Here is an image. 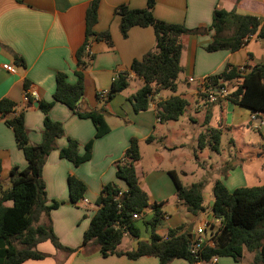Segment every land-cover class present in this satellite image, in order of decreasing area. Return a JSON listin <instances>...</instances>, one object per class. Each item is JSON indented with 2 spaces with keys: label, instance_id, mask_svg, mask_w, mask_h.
<instances>
[{
  "label": "crops",
  "instance_id": "obj_1",
  "mask_svg": "<svg viewBox=\"0 0 264 264\" xmlns=\"http://www.w3.org/2000/svg\"><path fill=\"white\" fill-rule=\"evenodd\" d=\"M88 3L89 0H0V100L6 99L14 103L16 112L23 111L24 126L32 145L41 141L44 117L38 109V104H33L52 100L56 72L64 73L69 84H74L77 80L74 74L75 53L85 38V12ZM120 5L129 9H143L146 0L99 1L97 23L93 31H107L110 44L104 41L90 42L88 48L93 59L83 73L84 95L79 103L81 111L99 110L103 106L109 132L93 141L91 157L87 162L73 166L59 157L58 150H53L42 168L41 175L48 203H60L57 209L49 213L53 232L62 246L71 249L81 246L83 234L97 210L95 202L103 186L114 183L122 191L126 190L125 183L116 178L114 164L122 157L131 139H135L138 144L139 160L135 164L138 183L149 201L144 218L149 219L152 216L151 204H161L159 209L162 218L157 223L155 232L162 237L166 236L169 229L189 226L191 223L193 231L207 224L212 226V230H217L220 226L219 220L211 215L213 199L208 203V218L200 221L198 225L191 222L185 207L176 198V188L169 172L174 173L182 186L188 187L191 184L183 185L173 169L174 165L169 163L161 168L164 157H167L169 152L180 150L189 144L194 154L198 152L208 159L213 156L222 158L221 152L214 153L208 146L200 149L198 136L205 128L218 129L227 138L225 143L229 147L228 159L226 162L222 160L223 163L217 168L213 166V171L218 177L215 180L220 181L228 191L247 186L246 169L255 170L256 176L264 175V115L253 114L249 109L235 105L226 98L207 102L200 97L196 86L188 82L189 78L198 81L219 74L226 65L247 68L264 65V41L252 36L237 51L207 52L204 48L211 41L212 31L184 36L180 56L181 74L188 90L182 96L188 101L184 114L193 103L194 110L200 117L184 118L183 114L177 121L160 124L155 117L153 102L147 110L133 112L128 97L142 86V81L139 80L141 84L138 83L137 78L132 77L128 88L105 104L107 95L99 98L101 92L107 94L119 72L129 71L134 60H140L154 47L155 38L150 27H132L126 37L121 36L119 17L114 13L115 8ZM215 9L233 11L238 15H253L264 20V0H155L153 16L167 23L183 24L188 29L208 28ZM14 55L21 57L24 65H17ZM4 64L13 67L14 73L4 70ZM25 82L29 83V89L36 94L30 104L23 101ZM154 98L165 100L169 97L158 93ZM48 117L51 121L61 123L63 127L64 136L56 141L57 149L65 147L67 138H70L78 143L79 154H83L84 145L95 133L92 122L76 117L65 105L58 102L52 105ZM193 125H196L195 129ZM162 137H165V141L157 148L159 144L155 142L158 141L157 138ZM221 137L220 135L218 150L221 148ZM207 148L211 153L204 152ZM144 163L150 177H153L152 180L143 178ZM153 163L155 164L152 165ZM26 166L27 162L16 147L12 131L0 120V184L5 189L9 188L10 169L17 167L22 170ZM180 172L185 176L182 170ZM69 176L75 177L85 185L83 199L78 205H72L69 200ZM170 200L174 205L173 214L168 210ZM10 205V202L6 203V206ZM204 213L202 210L199 215ZM148 238L149 231L141 225L140 240L147 241ZM128 239L121 250L135 248L136 240ZM36 249L49 257L43 260H27L21 264H158L155 257H141L135 260L125 256L103 258L96 250H90L91 253L79 250L67 255L56 251L49 241L39 243ZM244 253L242 263L251 258L249 253V256L244 258ZM169 264L188 263L175 259ZM214 264L240 263L232 258L222 257Z\"/></svg>",
  "mask_w": 264,
  "mask_h": 264
},
{
  "label": "trees",
  "instance_id": "obj_2",
  "mask_svg": "<svg viewBox=\"0 0 264 264\" xmlns=\"http://www.w3.org/2000/svg\"><path fill=\"white\" fill-rule=\"evenodd\" d=\"M100 0H89L85 12V38L75 53L77 80L74 84L66 82L62 72L55 73V90L50 102L39 101L38 109L43 114L41 141L32 145L23 122V111L16 112V105L6 99L0 100V120L12 131L16 147L22 152L27 166L19 170L13 167L9 171V188L0 184V264H21L27 260H43L48 255L37 251L39 243L49 241L56 251L70 255L81 250H96L103 258L125 256L130 260L141 257H155L158 264H169L181 259L188 264H210L212 258L229 257L240 264H264V183L260 186L236 188L228 191L220 181L212 186L213 202L210 208L214 219L220 226L213 231L208 244H202L192 252V238L187 237L188 225L169 229L166 236L156 234L155 228L162 218L159 207L151 204L153 213L149 219L144 218L149 206L147 194L140 188L135 172L139 160L138 144L131 139L122 157L114 164L116 178L126 185L122 191L116 184L103 186L96 199L97 210L85 230L81 246L71 249L61 245L55 236L49 213L57 209L60 203L47 201L45 186L42 180V168L47 156L58 150L59 157L69 161L73 166L87 162L91 157V147L95 139L109 132L104 119V107L99 110L81 111L79 103L84 95V71L89 67L92 54L89 44L92 41H104L110 44L107 31L95 33ZM155 0H146L143 9H129L125 5L115 8L119 17V32L122 37L132 27H150L154 33V47L140 60H134L129 71L119 72L113 79L107 92L104 104L129 86L132 77L142 81V86L131 96L128 102L134 113L148 109L154 103L157 121H177L186 111L188 101L182 96L172 95L169 98L156 100L154 97L161 91L174 94L177 90L178 77L182 72L180 56L183 48V37L201 35L212 31L211 41L204 48L207 52L229 50L234 52L243 47L250 36L264 41V20L253 15H238L215 9L208 28L188 29L183 24H171L153 16ZM231 34L225 35V32ZM245 39L246 42L244 41ZM17 65H24L21 57L14 55ZM206 89L228 87L226 97L231 103L247 108L253 114L264 115V65L251 68L226 65L224 70L206 78ZM29 83H24V90ZM207 102L205 94L200 93ZM33 97L28 96L27 104ZM65 105L73 115L89 119L95 129L94 136L84 145L83 154L78 152V143L67 138V145L57 149L56 141L64 136L62 124L51 121L48 112L54 103ZM221 131L205 128L198 136L200 149L208 146L214 153L219 152ZM150 140V139H149ZM176 188V198L188 214L197 217L203 210L201 184L194 183L182 186L173 172H169ZM68 195L72 205H78L83 199L85 185L73 176L67 178ZM10 202V206L6 203ZM133 214L140 219H132ZM45 218V220H43ZM149 231L147 241L140 240V227ZM212 227V226H211ZM136 240L131 250H121L123 239ZM248 252L251 258L242 263L243 253Z\"/></svg>",
  "mask_w": 264,
  "mask_h": 264
},
{
  "label": "rangeland",
  "instance_id": "obj_3",
  "mask_svg": "<svg viewBox=\"0 0 264 264\" xmlns=\"http://www.w3.org/2000/svg\"><path fill=\"white\" fill-rule=\"evenodd\" d=\"M224 34L229 35V34H231V31L225 32ZM179 80H180V82L177 85L176 92L174 94H172L169 91H161L160 93L163 94V97H165V96L170 97L172 95L183 96L184 94H186L188 92L186 84L184 82V77L182 74H180ZM136 81L141 84V81H139V79H136ZM194 106L195 105L193 103L189 105L187 112L183 116L184 118H188L190 116V117H192V119H196V118L198 119L200 117L199 114L194 110ZM165 123H171V121H167ZM195 126L193 127V129H195ZM187 133H188V131H187ZM221 136H222L221 137L222 143L220 145L221 148H220L219 152H221L222 158L220 156L219 157L213 156V158L208 159L204 155L198 154V152H196V154H194V152L192 151V148H191V144H189L180 150H177L174 152H169L167 154V157H164L165 160L161 165V168H163L164 166H166L169 163L171 165H174L173 169L176 170L177 175L181 179L183 185H190V184H194V183H200L201 184V193H202V199H203L202 206H203V211L205 213H204V215H198L197 217H192L190 214H188L189 220H191V222L195 223V225H198L200 223V221H202L203 219L208 218V208H207L208 203L210 200L213 199L211 190H212V186H213L214 182L217 181L215 179L218 178L217 175L215 174V171H213V166L215 168H217V167H219V165H221V163H223V161L226 162V160L228 159L227 153L229 152V150H228L229 147L225 143L227 138L224 134H221ZM164 139H165V137L157 138L158 141H156L155 143H157L159 145L157 147L154 144V146L157 148H160L162 146V143L165 141ZM193 146H195V145H193ZM150 148H151L150 150H152V146ZM194 148L197 151L196 146ZM208 149L209 148L204 149V152L211 153L210 149L209 150ZM197 155H199V157ZM154 164L155 163H153L152 165H154ZM179 167H182V168H179ZM180 170H182L183 173H185V176H184V174H181ZM142 171H143L142 174L144 175V177H143L144 179H147L148 181L152 180L151 178H153V177H150L151 175H149V170L146 166V163H144ZM255 172L256 171L253 169H246L245 170V173L248 175V182H247L248 184L246 187H249L251 185H252L251 187L260 186L261 184H263L264 175L258 174L256 176ZM259 172H261V171H259ZM157 184L158 183L155 181V185H157ZM207 196H208V198H207ZM168 203H169L168 204V210L170 211L171 214H173L174 210H172V207L174 209V205L172 204L171 200ZM206 229L209 230L210 227L208 226ZM127 240H129L128 237H125L124 241L121 243L119 248H124ZM247 255L249 256L248 253H244V258H246Z\"/></svg>",
  "mask_w": 264,
  "mask_h": 264
},
{
  "label": "built area",
  "instance_id": "obj_4",
  "mask_svg": "<svg viewBox=\"0 0 264 264\" xmlns=\"http://www.w3.org/2000/svg\"><path fill=\"white\" fill-rule=\"evenodd\" d=\"M252 36L249 37V39L251 38ZM247 39H245L244 41L246 42ZM2 68L10 73H14V69L13 67H11L10 65L8 64H4L2 66ZM241 68V67H240ZM188 82L189 83H193L195 86H196V90L197 92L200 94H205L206 95V98L209 102H216L217 100L219 99H224L228 96L229 94V89L228 87H221V88H214L212 90H208L206 89L205 87V84H206V79H202V80H194L193 78H189L188 79ZM35 92L33 90H26L24 92V96H23V101L24 102H27L28 101V96H31L33 98H35ZM106 92H101L99 94V98H104L106 96ZM264 121V119H263ZM123 191H120L118 193V196L122 193ZM84 203H87L86 200H83ZM132 219L134 220H138L140 219V215L138 214H133L132 215ZM207 227L209 226L210 228L211 225L210 224H207L206 225ZM206 226L204 227H198L196 228L194 231H193V237H192V243H191V247H192V252H195L202 244H208L209 243V240L210 238L213 236V231H216V230H212V229H209L207 230ZM217 261V258H212L211 261H210V264H214L215 262Z\"/></svg>",
  "mask_w": 264,
  "mask_h": 264
},
{
  "label": "water",
  "instance_id": "obj_5",
  "mask_svg": "<svg viewBox=\"0 0 264 264\" xmlns=\"http://www.w3.org/2000/svg\"><path fill=\"white\" fill-rule=\"evenodd\" d=\"M37 104L38 102H35L33 106H37ZM259 123H261V118L259 119ZM187 237L188 239H191L193 237V224L192 223L189 224V226L187 227ZM190 245L191 244H189V248H190Z\"/></svg>",
  "mask_w": 264,
  "mask_h": 264
}]
</instances>
